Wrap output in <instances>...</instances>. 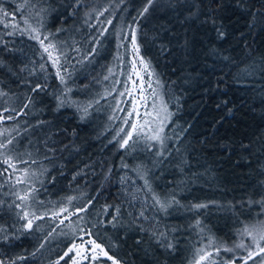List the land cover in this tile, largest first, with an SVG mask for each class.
Here are the masks:
<instances>
[{"label":"snow or ice","instance_id":"6c2138e0","mask_svg":"<svg viewBox=\"0 0 264 264\" xmlns=\"http://www.w3.org/2000/svg\"><path fill=\"white\" fill-rule=\"evenodd\" d=\"M230 9L247 20L248 34L257 29L264 32V0H256L255 3L252 0H142L131 23L118 28L113 21L117 19V13L127 11V0H108L101 7H96L89 0H19L11 10L0 3V50L19 60L14 68L0 61V69H6L16 77L14 82L17 85L27 89L26 94L17 96L6 90L7 85H0V101L4 102L0 106V213L13 217L11 224H0V242L7 245L24 234L37 239L34 250L27 254L13 257L0 251V264H32L33 261L40 264L44 252L52 250L46 246L55 236H68L69 232L79 242L66 245V250L48 264H130L122 257L118 258L115 251L126 241L129 232L136 233L135 244L146 257H151L150 264H161L160 257L175 253L181 234L180 227L168 225L165 218L181 210L195 214L192 216L194 223L188 227L197 229L199 233L205 232V225L199 217L222 205L208 201L186 206L178 199L175 188L170 193L161 194L150 179L156 176L159 166H163L159 167L160 174L168 166H174L179 173L191 166L179 147L186 129L181 128L179 132L175 128L169 129L174 113L164 99L163 83L151 58L141 54V48L149 43V37L141 28L140 21L154 16L166 21L153 29L150 43L156 49L154 55L174 57L179 52L187 56L193 54L197 44L194 28L207 31L210 27L215 39H229L232 33L227 30L226 21L231 17L225 13ZM69 18H79V28L69 31L63 26L54 30L49 27L53 20ZM106 37L115 38L113 59L118 62L120 71L107 68L108 74L103 76V80H112V88H105L86 103H81L72 97L73 88L69 82L75 83L73 77L78 67L93 64L101 55ZM17 38L33 42L37 59H19L16 54L22 50L16 48ZM210 51L226 62L225 67L231 65L238 79H249L256 71L264 78V68H257L255 64L242 68L233 58L215 49ZM125 56L129 57L127 62ZM125 67L127 73L123 70ZM50 68L54 70L52 73H49ZM49 75L58 81L57 92L48 88ZM117 75H126V80H113ZM121 84L123 90L117 92ZM81 87L87 89L89 85ZM42 95H50L55 101L53 112L73 108L79 113L80 121H86L94 111H99L103 107L101 101L107 102L109 97H114L115 103L109 105L112 111L108 119L120 121V125H110L108 130L116 128V131L109 143L118 145L123 153L119 169L127 170L117 179L119 204L106 202L97 210L99 192L89 196L83 204L73 202L82 198L84 193L80 197H66L65 202L58 206L40 199L41 190L47 191L45 182L51 184L56 181L55 175H49L52 168L58 169L60 175L64 174L57 153L62 156L65 150L78 151L72 142L75 130L69 133L67 129H60L58 124L41 118ZM33 110L37 111L36 120H25L21 124L20 117H27ZM9 122L14 123L9 126ZM61 137H66L67 142ZM224 147L227 150L228 146ZM239 147L252 155L251 144L241 143ZM125 156H131L133 160L143 159L132 167L124 160ZM251 163L249 161L250 166ZM255 163L259 166L260 177H264V165H260L259 158ZM101 168L103 182H111L112 167L104 169L101 163ZM128 172L134 173L142 184L137 186ZM89 173L95 175V169L86 163L73 174L72 180ZM103 182L100 187H103ZM257 184L261 189L259 200L244 199L232 207L259 206V226L243 224L238 230L239 241L231 246L217 245L211 236H204V242H198L200 246L194 248L189 264H264V179H259ZM46 220H51L54 226L44 231L42 236H37L43 231L39 222ZM61 226L67 227L69 232L57 233ZM221 252L225 255L221 256Z\"/></svg>","mask_w":264,"mask_h":264},{"label":"trees","instance_id":"16d2710c","mask_svg":"<svg viewBox=\"0 0 264 264\" xmlns=\"http://www.w3.org/2000/svg\"><path fill=\"white\" fill-rule=\"evenodd\" d=\"M18 2L19 0H0V3L9 10ZM89 2L101 7L106 5L108 0H89ZM252 2L255 3L256 0ZM141 5L142 0H127V11L117 13L113 25L118 28L131 23L132 17L136 15ZM225 15L231 17L226 21L227 30L232 33L227 41L215 39L210 27L207 31L194 28L197 44L192 55L185 56L177 52L174 57L163 58L154 55L156 49L152 48L150 40L154 27L166 21L159 16L140 21L141 28L149 37V43L142 46L141 54L151 58L163 83L164 99L168 101L169 109L174 113L171 117L172 123L168 125L169 129L175 128L176 132L181 128L186 129L182 133L183 139L179 141V147L183 158L191 166L190 169L185 168L183 173L177 172L174 166H168L164 168L162 174L159 173V167L163 166H159L156 169V176L150 177L153 187L161 194L170 193L175 188L178 199L186 206L208 201H215L223 206L209 209L204 216L199 217L205 225L204 233L188 227L194 223L192 219L194 213L181 210L166 217L164 222L180 227L181 234L177 250L171 256L165 254L164 257H160L161 264H189L194 248L204 242V236H211L217 245L231 246L237 242L238 230L243 224L253 226L261 222L259 206L255 204L244 208L232 206L244 199H260L261 189L258 188L257 182L264 177H260L257 171L259 166L255 161L259 158L260 165H264V103H261L264 100V78L260 76L259 71H256L249 79H238L236 70L231 65L225 67L226 62L212 55L210 50L215 49L222 55L233 58L242 68L253 64L257 68H264V63H261L264 60V32L257 29L248 34V29L245 27L247 20L238 12L234 13L230 9ZM57 26L66 27L71 31L74 27L79 28V18L50 22L49 27L53 30ZM80 31L82 32L83 29ZM109 31L111 32L112 29L110 28ZM200 41L203 43L201 44ZM115 44V38L106 37L101 55L94 63L78 67L74 72L75 83L69 82L73 88L71 95L74 99L86 103L96 93L103 92L105 88H112V80L104 81L103 76L108 74L106 69L109 67L118 73L120 71L118 62L113 59L116 54ZM16 48L22 50L16 54L19 59L26 57L37 59L34 55L33 42L17 38ZM128 59L129 57L125 56V62ZM0 61L10 68L19 64V60L10 57L2 50H0ZM123 70L127 73L126 67ZM53 71L49 69V73ZM124 78L125 75H117L112 79L123 82ZM15 79L16 77L10 75L6 69H0V85H7L6 90L17 96L26 94L27 89L17 85ZM83 84L89 87L83 89L81 87ZM48 88L52 92L58 91V81L52 75L48 76ZM116 91H119V86ZM41 99L43 101L40 105L43 110L41 118L58 124L60 129H67L69 133L75 130L72 142L78 151L65 150L62 156L57 153L60 157L58 163L63 166L64 174L60 175L58 169L52 168L49 175H55L56 181L51 184L45 182L47 191L41 190L40 199L46 204L58 206L65 202L66 197H80L81 193H84L82 198L73 202L83 204L89 196L99 192L97 210L106 202L119 204L120 188L117 187V179L127 170L119 169L123 153L118 145L109 143L116 128L109 131L108 127L112 123L117 127L120 125V121L111 122L108 119L112 111L109 105L115 103L114 97H109L107 102L101 101L103 107H100L99 111H94L86 121H80L79 113L73 108L53 112L55 101L50 95H42ZM225 101H227L226 105ZM13 102L19 103V101H9V103ZM3 104L4 102L0 101V106ZM36 118L37 111L33 110L27 117H20V122L23 124L25 120L31 122ZM13 123L9 122V126ZM61 139L67 142L66 137ZM241 143L253 146L251 156L239 147ZM225 145L228 146L227 150ZM124 160L132 167L141 162V160H133L131 156H125ZM249 161L252 162L251 166ZM86 163L95 169V175L89 173L72 180L73 174ZM101 163L104 169L112 167L111 182H103ZM127 174L135 180L137 186L142 184L134 173ZM102 182L103 187H100ZM75 219L73 217V220ZM12 222L13 217L0 213V224L9 225ZM39 223L43 231L37 233V236H42L44 231L54 226L51 220ZM61 231L69 232V229L61 226L57 229V233ZM126 236V241L115 250L117 257L130 261V264H150L151 257H146L135 244L136 233L129 232ZM74 239L70 232L68 236L56 235L50 245L46 246L52 250L44 252L40 264H48L50 260H55ZM36 243L35 236L24 234L18 239L9 241L7 245L0 242V251L14 257L31 252ZM220 255L225 254L221 252ZM32 264L36 262L33 261Z\"/></svg>","mask_w":264,"mask_h":264},{"label":"rangeland","instance_id":"374dc122","mask_svg":"<svg viewBox=\"0 0 264 264\" xmlns=\"http://www.w3.org/2000/svg\"><path fill=\"white\" fill-rule=\"evenodd\" d=\"M126 73V72H125ZM145 79H147V77H145ZM126 80V75H125V78H124V80L123 81H125ZM121 90H123V86H122V84L119 86V91H121ZM124 107H127V105H125ZM119 115H123V113H119ZM109 128V127H108ZM256 226H259V224H257ZM239 239H240V237L238 238V240H237V242L239 241ZM73 241H75V242H79L78 240H76V239H74V240H72L71 242H70V244L73 242ZM69 244V245H70ZM66 250V249H65Z\"/></svg>","mask_w":264,"mask_h":264}]
</instances>
